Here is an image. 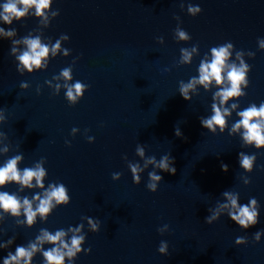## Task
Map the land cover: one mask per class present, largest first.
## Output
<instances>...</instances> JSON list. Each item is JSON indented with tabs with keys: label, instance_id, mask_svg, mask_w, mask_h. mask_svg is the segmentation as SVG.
<instances>
[{
	"label": "water",
	"instance_id": "1",
	"mask_svg": "<svg viewBox=\"0 0 264 264\" xmlns=\"http://www.w3.org/2000/svg\"><path fill=\"white\" fill-rule=\"evenodd\" d=\"M189 4L201 12L188 15ZM50 7L59 15L49 26L32 16L12 25L0 23L17 30L14 39L31 32L44 43H55L67 35L61 46L70 49L67 57L58 53L50 59L46 69L21 75L10 55L11 41L0 38V111L5 116L0 122L5 134L0 135V166L15 155H22L17 165L21 170L39 163L47 173L45 188L64 184L70 202L55 208L43 223L37 218L32 228L18 227L14 218L5 217L0 243L14 241L0 249V264L8 251L34 240L41 228L54 233L79 224L84 225L80 234L85 242L72 264H264V233L259 242L253 240L264 229V149L242 147L238 133L228 135L238 120L236 111L264 101V50L257 44L264 39V0H53ZM177 28L191 39L178 41ZM226 42L234 46L231 59L243 51L241 59L251 70L246 95L229 101L239 106L226 117L224 133L217 129L213 135L199 118L211 115L214 83L208 91L195 85L190 101L178 88L180 81L198 76L199 62L212 47ZM193 45L198 49L191 62L180 64V49ZM69 66V83L89 86L75 105L65 99L63 79H52ZM21 82L28 87L21 89ZM138 146L143 157L136 154ZM241 151L256 155L250 173L239 167ZM164 155L173 158L175 174L152 164L144 167L149 157L158 162ZM130 163L143 169L138 185L132 182ZM221 164L228 166L227 172ZM151 171L162 176L154 193L146 187ZM114 173L121 174L118 180H112ZM17 189L9 184L0 190ZM39 191L25 189L18 195L31 199ZM224 191L238 193L242 205L255 198L259 222L243 230L224 210L206 224L210 210L226 202ZM84 217L98 220L99 231L90 232ZM237 237H246L247 243L236 245ZM161 241L167 243L168 255L158 253ZM32 264H43L39 253Z\"/></svg>",
	"mask_w": 264,
	"mask_h": 264
},
{
	"label": "clouds",
	"instance_id": "2",
	"mask_svg": "<svg viewBox=\"0 0 264 264\" xmlns=\"http://www.w3.org/2000/svg\"><path fill=\"white\" fill-rule=\"evenodd\" d=\"M53 0H5L0 4V23L4 25H12L13 21L20 22L29 16L36 18L39 24L43 22L49 26L50 21L59 15V10H51ZM183 8L184 5L181 4ZM188 15L196 16L201 12V8L191 4L187 7ZM51 18V19H50ZM38 24V25H39ZM17 35L15 28L0 27V38L11 41L10 55L15 57L17 62L16 71L23 75L24 73H33V71H41L46 69L49 60L55 58L58 53L67 57L70 54V49L62 48L61 42L68 41L67 35H61L55 43L42 42L41 36L28 35L14 39ZM175 38L178 41H188L191 39L189 34L180 28L175 29ZM163 40V37H159ZM259 50H264V39L257 40ZM18 45H23V48H18ZM234 46L231 42H226L222 45L212 47L209 53H206L199 62L198 76L191 77L187 83L179 82L178 92L185 101H190L192 98L188 95L189 91L194 89L195 85L203 86L205 91H208L210 86H213L216 91L212 94L211 115L209 117H200V125L207 129L209 133L215 135L217 129L219 133L223 134L227 127L226 117L231 115L239 106L238 103L233 102L229 105V101H236L246 95L244 89L248 87L249 81L247 74L251 70V66L241 59L244 54L243 51H236V60H232V51ZM198 45H193L191 48L180 49V64H189L192 60L193 54L197 52ZM18 53V54H17ZM250 57H254L255 53L248 52ZM75 64V59L72 62ZM72 67L63 68L58 75L52 77L53 80L63 79V87L66 89L64 96L69 105H75L83 96V93L88 89V85L76 81H72ZM50 83V81H46ZM28 84L21 82L20 88H26ZM56 91L58 93L61 84H56ZM228 105V106H226ZM0 111V122L5 121V116ZM238 120L231 125L228 130V135L238 133L243 141L244 146H252L257 150L264 149V101L259 106L255 103L249 104L243 110L236 111ZM77 129L73 128L74 133ZM177 137L182 133L178 128L174 133ZM0 135H5L0 132ZM93 137L88 138L91 143ZM68 145L69 142L65 141ZM70 146V145H69ZM3 151H7L5 148ZM136 154L143 157L144 150L137 147ZM22 160V155H15L7 159L2 166H0V189L5 188L9 184L18 186L17 192L9 193L0 190V222H3L5 217H12L15 219L18 227L32 228L36 223L37 218L40 222H45L51 212L58 206H66L70 202L68 189L62 183H49L47 188L43 181L46 177V169L39 163L34 167H25L23 170L18 168V163ZM256 160V155H248L244 152L238 153L239 167L244 172L250 173L253 169V162ZM174 160L169 155H164L157 162L155 157H149L144 164H152L154 168H158L160 172H167L175 174V167H173ZM128 168L131 172L132 182L136 185L140 183L139 173L143 171L139 164H129ZM221 170L228 171V166L221 164ZM120 173H114L112 180H118ZM149 183L146 185L150 192H156L158 182L162 180V176L155 171L148 173ZM35 181V183H33ZM246 177L245 183H249ZM25 189H39L41 191L32 195L31 199L27 196L21 197L18 192H23ZM226 200L225 203H217V206L211 215L205 217L206 224H212L218 219L219 214L227 210V217L233 221L239 228L246 230L255 226L259 220V204L255 198H251L247 204L242 205L238 203V193L231 191H224L221 194ZM55 201V204L53 203ZM35 205V206H34ZM23 219H20V217ZM87 220L88 229L92 233L99 231L100 222L93 220L90 217H84ZM83 224L69 226L67 230L58 229L54 233L47 229L41 228L34 240L29 241L26 245H18L15 251H8L3 258V264H32L33 258L39 253L43 258V264H65V260L72 264V261L82 251V244L85 242V234H80ZM167 227V225H165ZM157 231L161 233L160 229ZM71 233L70 238L68 234ZM264 229L258 230L253 235L255 242L260 241L261 234ZM14 237L9 238L6 242L0 243V249H7L13 244ZM247 243L246 237H237L235 244L240 245ZM45 245L50 247L44 249ZM168 245L165 241H161L157 249L161 255H168ZM85 254L90 252L89 249L83 250Z\"/></svg>",
	"mask_w": 264,
	"mask_h": 264
}]
</instances>
